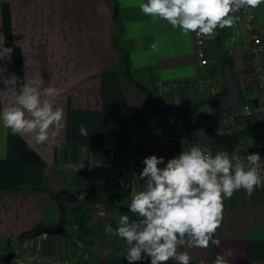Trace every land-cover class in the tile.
Wrapping results in <instances>:
<instances>
[{
  "label": "crops",
  "instance_id": "obj_1",
  "mask_svg": "<svg viewBox=\"0 0 264 264\" xmlns=\"http://www.w3.org/2000/svg\"><path fill=\"white\" fill-rule=\"evenodd\" d=\"M146 2L0 0V68L6 76H17L14 87L6 89L0 83V114L15 105L20 85L38 76L43 78L41 90L49 86L59 90L53 105L65 114V127L55 138L50 129L43 144L34 143L31 136L13 134L0 119V264L18 245L68 257L73 264H128V246L116 229L123 214L139 220L129 211L130 187L122 194H86L78 201H66L65 217L75 214L77 224L65 223L64 236L38 234L39 229L60 222L55 197L62 191L119 188L129 170L132 189L141 191L144 181L137 168L144 167V158L156 155L166 161L172 157V148L147 150L132 144L133 123L150 106L138 84L151 89L163 104L184 109L209 97L203 81L222 74V59L227 56L243 95L255 90L254 40L238 13L232 14L238 18L233 28H218L214 38L205 37L209 65L203 69L196 33L185 35L167 21L145 15L140 4ZM249 9L256 24L254 33L261 34L264 43V4ZM153 43L158 48L155 52L150 47ZM166 120L173 129L178 127L172 115ZM81 124L88 136L80 135ZM83 159L113 160L126 169L95 176L61 167ZM263 207L264 186L251 195L241 188L224 199L223 221L214 237L221 241L219 248L210 242L208 248L185 244L177 251L188 252L190 264H213L225 249L233 250L229 264H264ZM166 264L179 262L169 259Z\"/></svg>",
  "mask_w": 264,
  "mask_h": 264
},
{
  "label": "clouds",
  "instance_id": "obj_2",
  "mask_svg": "<svg viewBox=\"0 0 264 264\" xmlns=\"http://www.w3.org/2000/svg\"><path fill=\"white\" fill-rule=\"evenodd\" d=\"M261 4L264 0H147L140 4V10L167 21L185 35L192 32L198 37L214 38L218 28L234 27L238 18L232 14ZM150 47L153 52L158 50L155 43ZM5 71L0 68V83L6 89L14 87L17 76H6ZM42 81L38 76L21 84L15 105L0 114L4 128L31 136L36 144L49 139L50 129L55 138L65 127L63 108L53 105L59 90L52 86L41 90ZM243 114L247 115L248 110ZM79 133L88 136L83 124ZM142 163L139 179L144 181V189L135 191L131 184L121 185L131 188L129 211L139 217L130 220L129 215H121L116 229V235L128 246V264H166L169 259L190 264V254L178 252V247L186 244L189 248H208L211 242L219 248L221 241L214 237L223 221L224 199H230L241 188L251 195L264 184V160L259 152L234 162L227 151L212 156L197 146L184 148L166 163L164 157L156 155L144 158ZM161 164L165 167H158ZM232 255V249H225L216 255L213 264H229L227 258Z\"/></svg>",
  "mask_w": 264,
  "mask_h": 264
},
{
  "label": "built area",
  "instance_id": "obj_3",
  "mask_svg": "<svg viewBox=\"0 0 264 264\" xmlns=\"http://www.w3.org/2000/svg\"><path fill=\"white\" fill-rule=\"evenodd\" d=\"M246 31L252 34L254 46L251 50L252 66L257 79L256 88L253 92L243 95L241 102L227 112L215 114L209 119L214 120L213 129L222 133L230 132L238 127L224 129L223 125H242L254 120L264 118V43L261 34L254 33L256 24L249 8H242L238 12ZM197 36V35H195ZM198 55L200 65L203 69L209 65V59L205 48V37L197 36ZM210 77L206 76L203 86L210 83ZM248 114L244 115V110ZM168 114L161 110L148 106L144 111L137 115L132 127V144L133 146H142L148 149L172 148L175 149L180 143L179 126L173 129L166 120ZM145 124V130L141 129V124ZM216 130V131H217ZM224 130V131H223ZM206 149L212 156L216 155L209 144L198 136H193L185 150L192 147ZM259 152L264 160V135L247 140L240 144L239 147L229 156L235 162L236 158L244 160L249 153ZM62 169L75 174L104 176L110 173H121L126 169V165L113 160H91L83 159L79 161H68L61 165ZM257 186V188L263 187ZM264 208V207H263ZM14 257L12 264H73L68 257L51 256L39 250H32L24 245H18L13 250Z\"/></svg>",
  "mask_w": 264,
  "mask_h": 264
},
{
  "label": "water",
  "instance_id": "obj_4",
  "mask_svg": "<svg viewBox=\"0 0 264 264\" xmlns=\"http://www.w3.org/2000/svg\"><path fill=\"white\" fill-rule=\"evenodd\" d=\"M222 60V75L224 78L225 89L184 109L173 103L163 104L160 100H158L157 96L151 89L142 84H138V87L141 89V91L146 94L148 103L151 107L157 109L158 111L161 110L164 113L172 115V117L179 124L180 143L175 148L171 158L179 156L184 148L187 147L193 136H198L204 140L214 151H227L230 156L242 142L264 135V118L254 120L245 126L225 133L216 131L210 126V124L208 125L205 122V119L209 118L210 116L234 109L241 102L243 97V91L238 77L235 72H233L234 69L232 61L229 60L227 56H225ZM182 141H185V144L182 143ZM166 162L167 160L165 163ZM159 167L163 168L165 165L161 164ZM142 169V166L137 168V170L140 172ZM124 179L125 181L123 184L132 183L133 173L131 170L124 174ZM128 189L129 187L125 188L121 186L107 192H96L94 190L88 189H79L74 193L62 191L55 197L61 213L59 224L55 227H43L39 229L38 234L48 233L60 236L65 235L66 211L64 203L66 201H78L83 195L86 194L107 197L116 193H125ZM5 256L4 263L12 264L11 262L14 257L13 251H10Z\"/></svg>",
  "mask_w": 264,
  "mask_h": 264
},
{
  "label": "rangeland",
  "instance_id": "obj_5",
  "mask_svg": "<svg viewBox=\"0 0 264 264\" xmlns=\"http://www.w3.org/2000/svg\"><path fill=\"white\" fill-rule=\"evenodd\" d=\"M208 77H210V79H211V81H210V83L207 85V89L211 92L210 94H208V96H211V95H213V94H215V92L216 93H218V92H221V91H223L224 89H225V83H224V79H223V75L221 74V73H216V74H214V75H212V76H208ZM129 80H132V83L135 85V84H137L136 82H134L133 81V76H130L129 77ZM218 91V92H217ZM214 92V93H213ZM146 99H147V97H146ZM202 101V100H201ZM192 104H194V103H192ZM191 103L190 104H188V105H186V107L185 108H187V107H189V106H191L192 105ZM167 116H171V115H167ZM166 116V117H167ZM205 122L209 125L210 124V126H215L214 125V120L213 119H209V118H207V119H205ZM178 124V123H177ZM246 124H248V123H246ZM246 124H242V125H238V126H234V125H231V126H229V125H223L222 126V128H224V129H230V128H235V127H238V128H240V127H242V126H245ZM178 126H179V124H178ZM213 128V127H212ZM217 130V129H216ZM218 131V130H217ZM224 131V130H223ZM231 131H233V129L231 130ZM218 132H220V133H222L221 131H218ZM242 145V144H241ZM4 258V257H3Z\"/></svg>",
  "mask_w": 264,
  "mask_h": 264
},
{
  "label": "trees",
  "instance_id": "obj_6",
  "mask_svg": "<svg viewBox=\"0 0 264 264\" xmlns=\"http://www.w3.org/2000/svg\"><path fill=\"white\" fill-rule=\"evenodd\" d=\"M243 143V142H242ZM241 143V144H242ZM27 189H31V188H37L36 186H25ZM66 225L69 226L71 224L76 225L77 224V220H78V216H76L75 214H67L66 217ZM36 232V231H34ZM68 232V231H67ZM67 234V233H66Z\"/></svg>",
  "mask_w": 264,
  "mask_h": 264
}]
</instances>
